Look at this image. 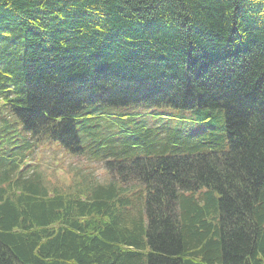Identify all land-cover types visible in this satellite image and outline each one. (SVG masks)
<instances>
[{
  "label": "trees",
  "instance_id": "16d2710c",
  "mask_svg": "<svg viewBox=\"0 0 264 264\" xmlns=\"http://www.w3.org/2000/svg\"><path fill=\"white\" fill-rule=\"evenodd\" d=\"M130 108L223 124L154 157L78 128ZM39 149L108 179L50 188ZM7 152L0 264H264V0H0Z\"/></svg>",
  "mask_w": 264,
  "mask_h": 264
},
{
  "label": "rangeland",
  "instance_id": "374dc122",
  "mask_svg": "<svg viewBox=\"0 0 264 264\" xmlns=\"http://www.w3.org/2000/svg\"><path fill=\"white\" fill-rule=\"evenodd\" d=\"M102 117H107L109 121H106V126L103 128L101 124H82L78 128L79 130H85L88 134H92L96 137L104 136L111 137L115 134L124 131L128 137L135 142L134 146L131 147L134 150V153H140V156L145 155V151L148 150L152 154L148 157H154L158 154L155 153L154 149L151 147L160 150L161 147L166 148V151L163 155H167L172 151V148L183 147L182 141L184 135L187 134V131L195 132L199 128L203 129H212L217 130L223 124L222 115L215 114L211 124H202L196 122L197 116L192 112H160L157 111L155 114H145L144 112L137 111L135 108L127 109L125 111L126 120L122 121L120 118L114 116L111 112L105 114L96 113ZM115 124L119 126H114ZM106 129V130H105ZM89 136V135H88ZM158 137L161 141L159 145L150 144V138ZM84 144L90 145L89 142H84ZM119 145V141L115 142V146ZM34 161L29 163V166L36 165L38 166L37 171L32 169L29 173L38 172L42 175V180L50 188L54 186H59L62 188H69L72 186V183H75L79 180L82 175L88 174L90 176L92 173H95L100 182L106 183L108 176L105 179V170L102 164H90L89 158L84 159L83 161L78 158H68L66 159L64 155L59 152V155H55L52 150L46 149L42 151L41 149L37 150ZM88 153L90 150H86ZM102 153V152H99ZM139 157V156H138ZM59 164V170L55 167ZM45 176V178L43 177ZM77 183V182H76ZM133 183L128 184L131 186ZM127 185V186H128ZM138 188H130L129 196L134 195ZM139 194V193H137ZM198 198V197H197ZM196 198V199H197ZM134 202H139V195L132 197ZM143 204V199H141ZM200 198L198 199V201ZM134 207V204H133ZM132 207V208H133ZM138 207V206H137ZM128 208H131L130 206ZM140 210L141 208L138 207ZM144 212V211H143Z\"/></svg>",
  "mask_w": 264,
  "mask_h": 264
},
{
  "label": "bare ground",
  "instance_id": "6f19581e",
  "mask_svg": "<svg viewBox=\"0 0 264 264\" xmlns=\"http://www.w3.org/2000/svg\"><path fill=\"white\" fill-rule=\"evenodd\" d=\"M101 144H102V143H101ZM99 147H100V146H99ZM105 147H106V146H105ZM103 149H105V148H103ZM103 149H102V150H103ZM106 150H107V149H106ZM99 164H100V163H99ZM102 165H103V164H102Z\"/></svg>",
  "mask_w": 264,
  "mask_h": 264
}]
</instances>
